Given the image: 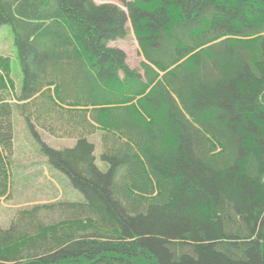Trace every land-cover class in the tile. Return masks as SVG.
I'll list each match as a JSON object with an SVG mask.
<instances>
[{
    "label": "trees",
    "instance_id": "1",
    "mask_svg": "<svg viewBox=\"0 0 264 264\" xmlns=\"http://www.w3.org/2000/svg\"><path fill=\"white\" fill-rule=\"evenodd\" d=\"M121 1L0 0V198L15 115L82 195L17 209L0 264H264V0Z\"/></svg>",
    "mask_w": 264,
    "mask_h": 264
},
{
    "label": "rangeland",
    "instance_id": "2",
    "mask_svg": "<svg viewBox=\"0 0 264 264\" xmlns=\"http://www.w3.org/2000/svg\"><path fill=\"white\" fill-rule=\"evenodd\" d=\"M96 3L110 2L122 5L121 0H94ZM120 48L126 55V61L131 68H138L142 59L137 41L130 33L123 40L110 43ZM0 55L9 58L10 77L14 91L20 93L23 83V74L19 65L17 49L13 41L10 25L0 26ZM14 151L12 154V172L9 189L5 196L0 198V228L5 229L17 209L30 207L34 204L50 203L57 200H72L81 198V194L71 187L69 179L52 169L41 153L40 146L25 127L24 122L14 116ZM40 142L52 148L62 149L72 147L74 140L58 139L38 130ZM90 141L96 144V155L99 153L98 136H92ZM96 165L100 169L104 166L96 158ZM45 222H55L61 219L59 213L44 217Z\"/></svg>",
    "mask_w": 264,
    "mask_h": 264
}]
</instances>
